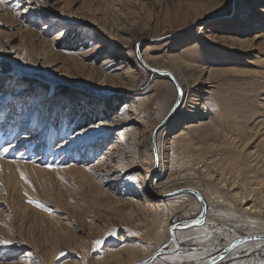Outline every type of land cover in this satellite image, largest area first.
Returning a JSON list of instances; mask_svg holds the SVG:
<instances>
[{
	"label": "rangeland",
	"instance_id": "rangeland-1",
	"mask_svg": "<svg viewBox=\"0 0 264 264\" xmlns=\"http://www.w3.org/2000/svg\"><path fill=\"white\" fill-rule=\"evenodd\" d=\"M137 47L182 87L156 136V169L151 133L176 89L139 62ZM5 146L0 239L12 243L0 244V264L150 255L174 220L200 212L190 193L159 197L147 191L152 182L157 191L194 187L208 205L204 225L176 232L178 249L160 256L167 264H194L248 230L264 233V0H5ZM245 253L218 264H264V251Z\"/></svg>",
	"mask_w": 264,
	"mask_h": 264
},
{
	"label": "water",
	"instance_id": "water-1",
	"mask_svg": "<svg viewBox=\"0 0 264 264\" xmlns=\"http://www.w3.org/2000/svg\"><path fill=\"white\" fill-rule=\"evenodd\" d=\"M138 45L139 44H137V46ZM136 58L152 74L166 76L170 80V82L174 85V87L176 89V99H175L172 107L170 108V110L166 114V116L155 126V128L152 130V133H151V148H152V152L154 155V169H156L158 166V163H159L158 154H157V143H156L157 133L168 122V120L171 118V116L174 114V112L180 106V104L182 102L183 94H182V89H181L180 85L178 84L174 75L168 70L158 69V68H154V67L149 66L144 61V59L142 58L141 52L138 49V47L136 49ZM184 192L190 193L191 195H193L197 199V201L199 202V205H200V212L192 219L183 220V221L174 220V222L169 227V232H168L169 239H168V241L166 243H164L162 246H160L157 250H155L151 254V256H149L146 259H143L141 261L132 263V264H149L153 261H157V262L162 263L163 261L160 260V256H162L164 254L174 253L178 249V243L176 241L175 231L184 230V229L196 227V226H201L205 223L206 218H207L206 217L207 204H206L205 200L203 199V197H202V195L198 189H196L194 187H189V186L179 187L177 189H174V190L168 192L167 194H165V196L166 197L177 196V195L184 193ZM254 238H257V236H254ZM246 240H250V236L244 235V236H240L236 239H233L225 247H223L219 252H217V253L209 256V257H206L202 260H199V262L197 264H218L221 261L226 260L228 256H230L232 254L234 256V253L238 249L240 244L245 242ZM170 243H173V246H174L173 248H169Z\"/></svg>",
	"mask_w": 264,
	"mask_h": 264
},
{
	"label": "bare ground",
	"instance_id": "bare-ground-1",
	"mask_svg": "<svg viewBox=\"0 0 264 264\" xmlns=\"http://www.w3.org/2000/svg\"><path fill=\"white\" fill-rule=\"evenodd\" d=\"M241 13H240V15H241V17H243L244 15H243V10L241 9V11H240ZM221 20V22H226L224 19H220ZM198 30V29H197ZM144 59V58H143ZM145 61V60H144ZM146 62V61H145ZM147 63V62H146ZM149 65V64H148ZM150 66V65H149ZM152 67V66H151ZM176 78V77H175ZM177 80V82H178V84L180 85V87H181V84H180V82L178 81V79H176ZM174 86V85H173ZM181 89H182V87H181ZM188 125V124H187ZM189 127L190 126H192V124H189L188 125ZM188 126H186V127H188ZM35 135H37V133L35 134ZM152 149V148H151ZM115 151V153H117L118 151H116V150H114ZM157 153H158V149H157ZM153 157H154V155H153ZM158 160H159V158H158ZM148 177H149V181L151 180V177H152V175H147V174H141V175H139L138 176V178L139 179H141V182L143 183V184H145V182L147 181V179H148ZM151 183V182H150ZM155 185V182H152V185L151 186H149L150 188H152V189H154V190H152V189H148L147 191L149 192V191H151L154 195H157V196H159V197H163L165 194H167L169 191H164V190H159V191H157L156 189L158 188V186H156L157 185V183H156V185ZM144 197H146V196H144ZM166 197V196H165ZM204 199V198H203ZM197 200V199H196ZM199 203V202H198ZM244 203H245V201H244ZM246 209H250L249 207H247ZM254 211V210H253ZM207 213H208V205H207ZM207 213H206V217H207ZM167 225V224H166ZM204 225V224H203ZM168 226V225H167ZM202 226V225H201ZM169 227L170 226H168V229H167V232H169ZM196 227H199V226H196ZM191 228H193V227H191ZM187 229H189V228H187ZM195 229H197V230H201L202 228H195ZM185 230V229H184ZM177 231H182V230H177ZM177 231H175V237H176V232ZM262 232H256V231H254V230H248V231H246V233H245V236H250V240H246L245 242H243V243H241L240 244V246L238 247V249L235 251V253H234V255L235 256H233V254L232 255H230V256H228L227 257V259L226 260H223V261H221V262H224V261H230L231 259H235V258H238V256L237 255H239V253H241L242 251H246V253H245V255H250V254H255V253H257L258 251H264V233H262ZM244 235V234H243ZM243 235H240V236H243ZM240 236H238V237H240ZM254 236H257V238H254ZM238 237H236V238H238ZM236 238H233V239H236ZM169 239V238H168ZM176 241H177V243H178V240H177V237H176ZM231 241H232V239H231ZM230 241H228V242H226L225 243V245L223 246V247H225L228 243H229ZM174 246H173V243H170L169 244V248H173ZM154 252V251H153ZM152 254V253H151ZM151 254L150 255H148V256H145L144 258H142V259H140V260H138V261H141V260H143V259H146L147 257H149V256H151ZM172 254V253H171ZM244 255V256H245ZM233 256V258H231ZM240 256V255H239ZM243 256V255H242ZM138 261H134V262H132V263H135V262H138ZM157 262V261H156ZM155 261H153V262H151V263H149V264H157ZM199 261H197L196 263H194V264H197ZM220 262V263H221ZM132 263H130V264H132ZM160 264H167V263H165V262H163V263H161L160 262Z\"/></svg>",
	"mask_w": 264,
	"mask_h": 264
},
{
	"label": "snow or ice",
	"instance_id": "snow-or-ice-1",
	"mask_svg": "<svg viewBox=\"0 0 264 264\" xmlns=\"http://www.w3.org/2000/svg\"><path fill=\"white\" fill-rule=\"evenodd\" d=\"M5 0H0V3H4ZM28 9L26 8L25 11H27ZM21 59H23V57H21ZM10 150L9 147L5 146V147H2L0 148V154H3V153H7L8 151ZM51 167V166H49ZM22 177H23V173H21ZM29 203H36L39 205V201H29ZM40 206H43V205H40ZM103 241L102 240H96L95 241V245L96 246H99ZM12 243L11 240H6V239H0V244H10Z\"/></svg>",
	"mask_w": 264,
	"mask_h": 264
},
{
	"label": "crops",
	"instance_id": "crops-1",
	"mask_svg": "<svg viewBox=\"0 0 264 264\" xmlns=\"http://www.w3.org/2000/svg\"><path fill=\"white\" fill-rule=\"evenodd\" d=\"M178 241L180 242V239H179V237H178Z\"/></svg>",
	"mask_w": 264,
	"mask_h": 264
}]
</instances>
